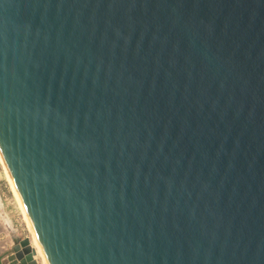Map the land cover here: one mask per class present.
<instances>
[{
    "label": "water",
    "instance_id": "1",
    "mask_svg": "<svg viewBox=\"0 0 264 264\" xmlns=\"http://www.w3.org/2000/svg\"><path fill=\"white\" fill-rule=\"evenodd\" d=\"M0 156L46 264H264V0H0Z\"/></svg>",
    "mask_w": 264,
    "mask_h": 264
},
{
    "label": "rangeland",
    "instance_id": "2",
    "mask_svg": "<svg viewBox=\"0 0 264 264\" xmlns=\"http://www.w3.org/2000/svg\"><path fill=\"white\" fill-rule=\"evenodd\" d=\"M6 174L0 158V264L8 261V255L15 244V235L20 239L28 238L35 249L34 256L38 264H44L35 246L34 238L28 226L26 227L23 212L11 190L12 187L6 177L8 174Z\"/></svg>",
    "mask_w": 264,
    "mask_h": 264
},
{
    "label": "bare ground",
    "instance_id": "3",
    "mask_svg": "<svg viewBox=\"0 0 264 264\" xmlns=\"http://www.w3.org/2000/svg\"><path fill=\"white\" fill-rule=\"evenodd\" d=\"M0 158H1V156H0ZM1 163L3 164L2 159H1ZM3 167H4V164H3ZM4 169H5V167H4ZM5 172H6V169H5ZM6 173H7V172H6ZM6 175H7V174H6ZM6 177L8 178L9 183H10V185H11V187H12V184H11V182H10V179H9L8 175H7ZM11 190H13L12 192H13V194L15 195L17 201H18V198H17V196H16V194H15V191H14L13 187L11 188ZM18 204H19V206H20L19 201H18ZM20 208H21V206H20ZM21 210H22V209H21ZM22 212H23V211H22ZM23 215H24V214H23ZM24 219H25L26 224H27V226H28V228H29V230H30V233L32 234V231H31V229H30V227H29V225H28V222H27L25 216H24ZM32 236H33V234H32ZM33 238H34V236H33ZM33 240H34L35 246H36V248H37V250H38V253L40 254V256H41V258H42L44 264H46L45 261H44V258H43V256H42V254H41V251H40V249H39V247H38V245H37V243H36V241H35V239H33Z\"/></svg>",
    "mask_w": 264,
    "mask_h": 264
},
{
    "label": "crops",
    "instance_id": "4",
    "mask_svg": "<svg viewBox=\"0 0 264 264\" xmlns=\"http://www.w3.org/2000/svg\"><path fill=\"white\" fill-rule=\"evenodd\" d=\"M23 219H24V217H23ZM26 227H27V224H26ZM27 229H28V228H27ZM28 231H29V230H28ZM14 237H15V238H14L15 240H16V239H20V238H19L18 236H16V235H15Z\"/></svg>",
    "mask_w": 264,
    "mask_h": 264
}]
</instances>
